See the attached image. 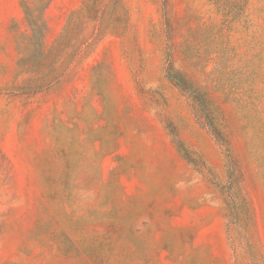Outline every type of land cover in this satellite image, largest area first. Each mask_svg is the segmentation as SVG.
Listing matches in <instances>:
<instances>
[{"label":"rangeland","instance_id":"374dc122","mask_svg":"<svg viewBox=\"0 0 264 264\" xmlns=\"http://www.w3.org/2000/svg\"><path fill=\"white\" fill-rule=\"evenodd\" d=\"M0 264H264V0H0Z\"/></svg>","mask_w":264,"mask_h":264},{"label":"trees","instance_id":"16d2710c","mask_svg":"<svg viewBox=\"0 0 264 264\" xmlns=\"http://www.w3.org/2000/svg\"><path fill=\"white\" fill-rule=\"evenodd\" d=\"M167 79L176 84L179 88H181L184 91L192 92L194 94L197 102L200 104V106L205 110L207 108V101H204L203 99L199 98L198 93H194L192 89L190 88V85H188V81L185 79L184 75L177 73L173 67H169L166 72Z\"/></svg>","mask_w":264,"mask_h":264}]
</instances>
